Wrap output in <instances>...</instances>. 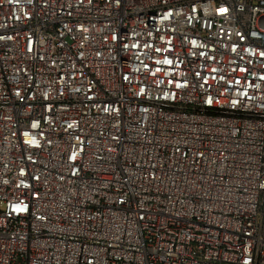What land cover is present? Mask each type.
Here are the masks:
<instances>
[{
  "label": "built area",
  "instance_id": "2783aa9c",
  "mask_svg": "<svg viewBox=\"0 0 264 264\" xmlns=\"http://www.w3.org/2000/svg\"><path fill=\"white\" fill-rule=\"evenodd\" d=\"M0 264H264V0H0Z\"/></svg>",
  "mask_w": 264,
  "mask_h": 264
}]
</instances>
